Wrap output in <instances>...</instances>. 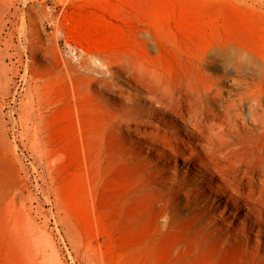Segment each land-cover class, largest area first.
Here are the masks:
<instances>
[{"label":"rangeland","instance_id":"obj_1","mask_svg":"<svg viewBox=\"0 0 264 264\" xmlns=\"http://www.w3.org/2000/svg\"><path fill=\"white\" fill-rule=\"evenodd\" d=\"M263 173L264 0H0V264H264Z\"/></svg>","mask_w":264,"mask_h":264},{"label":"bare ground","instance_id":"obj_2","mask_svg":"<svg viewBox=\"0 0 264 264\" xmlns=\"http://www.w3.org/2000/svg\"><path fill=\"white\" fill-rule=\"evenodd\" d=\"M242 103V102H241ZM259 103L258 102H255L253 105L251 104L250 107H251V118L254 119V120H259V114H258V107H259ZM239 106H236V109H238ZM194 111V110H193ZM196 112V110H195ZM182 116V115H181ZM189 122L191 123V126L194 128L195 131H190V133L193 135L194 138H197V139H200L199 141H197L198 144H202L204 140H206L208 143H209V137L207 136V131L208 133L211 132L212 128L210 125H208V123H206V121H204L203 119H198V115H195V114H191L190 115V118H189ZM149 126V125H148ZM182 139V138H181ZM183 143V142H182ZM189 143V142H188ZM190 144V143H189ZM171 148L174 150V154H182V155H186L184 151L182 150H179L178 147L174 146L173 144H170ZM188 146V145H186ZM193 146V145H192ZM191 146V147H192ZM190 147V145L188 146ZM193 149V148H192ZM199 150V149H198ZM217 151V150H216ZM201 152V151H200ZM216 156V154H215ZM185 158V157H184ZM222 161V160H221ZM173 162V161H172ZM204 164L202 161H199V164ZM220 163V162H219ZM222 163V162H221ZM201 164V165H202ZM239 170V169H237ZM216 173H219L221 175H225L224 172L222 171H219L218 169H215L214 170ZM241 171V170H240ZM253 171V170H252ZM257 171V170H256ZM264 174V173H263ZM228 176V175H227ZM235 176V175H234ZM235 181V180H234ZM239 182V179L238 181ZM247 182V181H246ZM254 181H252V178H248V182L247 184L251 185ZM257 182V181H256ZM233 183V182H232ZM258 183V182H257ZM260 187H262V189H253V188H250L249 189V192H245V191H238V193H241V195H244L246 196L247 198H251V199H254L258 202H260L263 206H264V187L263 185L260 184ZM240 188V187H239ZM243 188V187H242ZM229 196H232V195H228L226 197H229ZM258 213L261 214V215H258L259 217V220H263L262 219V214H263V211L261 209H257ZM257 215V214H256ZM239 218V217H237ZM249 220V219H248ZM247 230V229H246Z\"/></svg>","mask_w":264,"mask_h":264}]
</instances>
